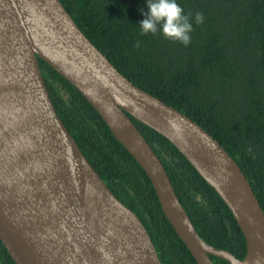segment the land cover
I'll list each match as a JSON object with an SVG mask.
<instances>
[{
    "label": "water",
    "instance_id": "obj_1",
    "mask_svg": "<svg viewBox=\"0 0 264 264\" xmlns=\"http://www.w3.org/2000/svg\"><path fill=\"white\" fill-rule=\"evenodd\" d=\"M38 59L69 82L149 179L197 264H264V212L247 178L199 125L134 86L60 0H0V242L15 264H162L134 212L105 185L60 119ZM131 118L165 137L229 209L240 260L206 244Z\"/></svg>",
    "mask_w": 264,
    "mask_h": 264
},
{
    "label": "trees",
    "instance_id": "obj_2",
    "mask_svg": "<svg viewBox=\"0 0 264 264\" xmlns=\"http://www.w3.org/2000/svg\"><path fill=\"white\" fill-rule=\"evenodd\" d=\"M75 24L134 86L190 118L237 163L264 212V0H177L192 18L185 47L142 35L146 0H60ZM197 12L204 15L195 24ZM40 70L79 149L146 228L162 264H197L164 217L144 171L87 100L42 60ZM162 163L200 238L242 260L244 237L227 206L163 136L131 118ZM250 150V151H249ZM215 264H228L211 256ZM0 264H15L0 242Z\"/></svg>",
    "mask_w": 264,
    "mask_h": 264
},
{
    "label": "clouds",
    "instance_id": "obj_3",
    "mask_svg": "<svg viewBox=\"0 0 264 264\" xmlns=\"http://www.w3.org/2000/svg\"><path fill=\"white\" fill-rule=\"evenodd\" d=\"M146 7L147 13L142 10L145 18L138 23L142 35H155L159 31L166 39L185 47L191 43L192 18L184 13L177 0H146ZM194 21L197 25L202 24L203 13L197 12Z\"/></svg>",
    "mask_w": 264,
    "mask_h": 264
}]
</instances>
